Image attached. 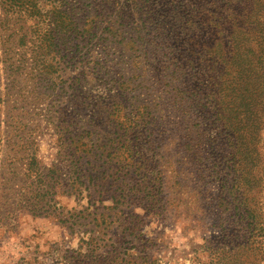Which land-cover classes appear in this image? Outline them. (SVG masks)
I'll return each instance as SVG.
<instances>
[{
	"label": "rangeland",
	"instance_id": "obj_1",
	"mask_svg": "<svg viewBox=\"0 0 264 264\" xmlns=\"http://www.w3.org/2000/svg\"><path fill=\"white\" fill-rule=\"evenodd\" d=\"M258 18L264 0H0V264H264ZM85 142L90 202L60 181Z\"/></svg>",
	"mask_w": 264,
	"mask_h": 264
},
{
	"label": "trees",
	"instance_id": "obj_2",
	"mask_svg": "<svg viewBox=\"0 0 264 264\" xmlns=\"http://www.w3.org/2000/svg\"><path fill=\"white\" fill-rule=\"evenodd\" d=\"M256 27H255V31L257 32H263V24L262 22H260V19L258 18L257 21L254 22ZM260 41L261 42H257L258 44V50H257V54H253V55H262L264 54V43L262 41H264V35H260ZM52 46H55V47H52ZM57 46V43L55 44L54 42H51L50 45H47L46 48H56ZM40 49V50H39ZM27 52H29L27 50ZM249 52L251 53H254L252 50H249ZM33 56L36 58L35 61H36V72L40 75V76H45L47 74V72H45V67L49 68L51 67L50 65L48 64H45V60H42V54H41V43L39 44H35L34 48H33V52H32ZM27 53L24 51L21 55V57L19 59H13V61H10L9 60V64L8 66L6 67L7 70H9L11 73H15L17 72L18 70L20 69H27L26 67V59H27ZM260 59H264L262 58L263 56H258ZM31 58V57H30ZM34 60V59H33ZM18 62V64H17ZM38 62L41 64L40 66H38ZM12 82H14V78L12 79ZM217 80L214 79V82L211 84V99H212V104H213V109H215V113H219V115L223 116L222 114V110L221 108L219 107V104L217 103L216 99H217V91H215V84H216ZM213 89V90H212ZM1 144V143H0ZM7 146V141L5 143H2L1 145V150L3 148V146ZM93 147H95V145H89V143L85 142L84 144L82 143L80 147H78V143H76V146L75 148L71 151V156H70V173H69V176L67 178H65L64 176H61L60 178V181H61V185L62 187L64 188H67L69 187V184L72 186L71 188L74 190H76L77 192V196H80V195H83V194H87V198H89V202L91 201V198H92V195L95 191V189L98 190L99 186L101 185H98L96 182V179H94L93 177V172L95 169V166H93L92 168H89L88 165L90 166L91 164V159H89V155L90 154H93ZM107 149V148H106ZM105 152V151H104ZM5 153V152H3ZM111 154H109L108 152V155L107 156H110ZM94 159L96 161L100 160L101 159H97V156L94 154ZM103 157V155H102ZM37 158L36 156H33L28 165L30 167L31 166H34L35 168H38V162H37ZM39 169V168H38ZM43 171H41V169H39L37 171V180L39 181V184L40 186L43 184L46 185V181H47V176L46 174L42 173ZM45 177V179H44ZM88 179V180H87ZM103 179V177L101 178ZM85 180V181H84ZM49 183V182H48ZM47 183V185L45 186L47 188V190H50L51 188H53V186H49ZM44 187V188H45ZM101 193V192H100ZM125 202V196L120 195V196H117V198H114L113 200V203L119 207L121 204H123ZM95 203V202H94ZM91 204V207H94L96 206L95 204ZM33 206L32 207H35V206H39V203L37 202V204H32ZM98 210V208H96ZM114 213H116L115 211H113ZM85 213V212H84ZM90 214H93L92 212ZM99 215V216H104L105 214L104 213H98V211H96V216ZM68 219V218H66ZM65 220H62L63 223H67V221ZM81 219L82 217H80V214L78 213V215H75V217H73V220H72V225H80L81 224ZM70 227H73V226H70ZM90 251V250H89ZM129 251L126 250V252H120L117 248H114V250H112V252H110L112 255L109 256V258L107 257H103V256H94V257H91L90 254H88L89 256V259L88 261L85 260V259H82L81 263L82 264H97L99 263L100 260H102L103 262L104 261H107V264H126V257L125 255L128 253ZM81 255V254H80ZM79 255V256H80ZM131 255V254H129ZM82 256V255H81ZM93 258V259H92ZM97 258L99 260H97ZM130 258V261H132L134 258L132 256L129 257ZM91 259V260H90Z\"/></svg>",
	"mask_w": 264,
	"mask_h": 264
}]
</instances>
